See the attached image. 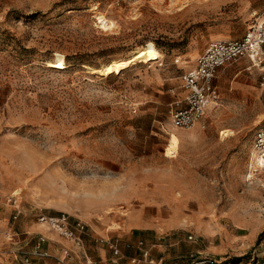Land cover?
Returning <instances> with one entry per match:
<instances>
[{
    "label": "rangeland",
    "instance_id": "1",
    "mask_svg": "<svg viewBox=\"0 0 264 264\" xmlns=\"http://www.w3.org/2000/svg\"><path fill=\"white\" fill-rule=\"evenodd\" d=\"M174 1L0 0V224L13 226L0 263L25 264L15 249L29 252L36 233L18 226L50 230L38 216L65 215L84 224L91 264L191 254L264 264V166L252 156L260 68L240 59L217 79L220 100L202 122L171 121L186 97L181 76L211 43L263 22L264 0ZM139 50L150 60L110 76L89 70ZM57 59L67 68L49 66ZM54 234L44 236L58 253L28 264L70 259L73 242ZM211 242L229 252L204 254Z\"/></svg>",
    "mask_w": 264,
    "mask_h": 264
},
{
    "label": "built area",
    "instance_id": "2",
    "mask_svg": "<svg viewBox=\"0 0 264 264\" xmlns=\"http://www.w3.org/2000/svg\"><path fill=\"white\" fill-rule=\"evenodd\" d=\"M240 59H247L253 67L260 68V77L264 80V21H258L240 40L211 43L198 57L193 69L181 76L187 96L185 100L177 104L178 109L171 111V121L175 127L189 129L202 122L211 107H216L220 100V91L216 85V79ZM253 152L256 162L264 165V126L255 132ZM9 202L14 203L16 215L13 218L16 220L21 214L20 206H16L15 198L9 199ZM38 221L56 232L60 237L73 242L80 249L83 248L84 242L81 234L85 233V226L81 222L72 226L65 215L59 217L39 215ZM189 239L194 240L192 236ZM45 242L46 238L40 235L31 251H19L25 264H28L34 257L48 256L42 250ZM139 244L143 245V242ZM114 253L120 256L118 249H115ZM148 255L149 252H144V257H148ZM190 259L192 260L189 264H220L209 256L198 257L197 254H191ZM58 260L60 264L67 263L65 258L60 257ZM131 263L140 264L141 262L133 258Z\"/></svg>",
    "mask_w": 264,
    "mask_h": 264
},
{
    "label": "crops",
    "instance_id": "3",
    "mask_svg": "<svg viewBox=\"0 0 264 264\" xmlns=\"http://www.w3.org/2000/svg\"><path fill=\"white\" fill-rule=\"evenodd\" d=\"M195 61V60H194ZM229 69V67L227 68ZM220 77V76H219ZM219 77L217 79H219ZM217 79H216V85L218 84L217 83ZM218 86V85H217ZM186 92V91H185ZM186 96H187V92H186ZM186 98V97H185ZM185 98L183 100H185ZM183 100H178L175 102L176 106L179 102H182ZM179 106H177L176 109H178ZM192 128V127H191ZM194 128V126H193ZM16 211V209H15ZM13 229V226L10 225L9 221H3V223L0 224V241L4 240V236L6 234L7 231H12ZM50 229V228H48ZM18 231L22 233H36V241L35 243L37 242V239L38 237L41 235V236H44V233H47L50 237L54 238V239H57L55 236V232H50V230H45L43 228H39V227H31V231L29 230V227L26 225V224H21L20 226H18ZM135 231V230H134ZM139 231V230H138ZM16 235H19L17 232H16ZM45 237V236H44ZM46 238V237H45ZM154 238L155 239H161L162 236L159 234V232L156 231V233L154 234ZM48 238H46V242L43 244L42 246V250L43 252H48V250H50V252L52 253V255H56L58 253V250L59 249H56L57 246H51V245H48ZM34 243V245H35ZM33 245V247H34ZM155 246V245H154ZM33 247L31 248V250L33 249ZM22 250V249H19V248H16L15 251L16 253L20 254L19 251ZM30 250V251H31ZM66 251V250H65ZM204 254L206 255H214V256H221L223 254H227L229 251L226 247H224V245L222 244H216V243H213L211 242L209 246H206L205 247V251H202ZM63 253V252H62ZM66 255H69L70 259L67 260L66 262L69 263V264H91V260L89 259V257H87L86 254H84L83 252H81V249L79 247H77L74 243L71 245L70 244V253L69 252H66ZM62 257V255H60ZM87 258V260H89V262L87 263L85 260V258ZM35 258V257H34ZM230 257H227V258H222L221 260L223 261H227V259H229ZM170 257L169 256H164L162 257L159 261L158 264H170ZM218 262L221 263V260L219 259H216ZM22 261L24 262V258L22 256ZM154 263V261H153ZM190 262L187 260V261H182V262H178V263H174V264H189ZM0 264H13V261L10 263L9 261L8 262H2ZM155 264V263H154ZM226 264H230V263H226ZM243 264V263H242Z\"/></svg>",
    "mask_w": 264,
    "mask_h": 264
},
{
    "label": "bare ground",
    "instance_id": "4",
    "mask_svg": "<svg viewBox=\"0 0 264 264\" xmlns=\"http://www.w3.org/2000/svg\"><path fill=\"white\" fill-rule=\"evenodd\" d=\"M169 3L172 5V4H175L176 2L174 0H170ZM102 26H104L108 29V28L112 27L113 25L111 23L107 22L106 24H102ZM148 59L149 58H148L147 54L144 53L143 51L139 50V51H136V53L128 59H123L121 61H118V62H115L112 64H108L102 68L95 69V68L89 67V70L93 74L110 76V75L114 74L117 70H123L124 71L125 69L129 68L131 65L135 64L136 62H147ZM48 64H49V66L56 68V69H63L64 70L67 68L65 62L61 59H57V60L50 62ZM252 156L255 157L254 152H252ZM257 164H258V166H264L263 164H260V163H257Z\"/></svg>",
    "mask_w": 264,
    "mask_h": 264
},
{
    "label": "trees",
    "instance_id": "5",
    "mask_svg": "<svg viewBox=\"0 0 264 264\" xmlns=\"http://www.w3.org/2000/svg\"><path fill=\"white\" fill-rule=\"evenodd\" d=\"M134 233H139L138 230H135ZM235 262V264H242L243 263V260L241 258H237L236 260H232Z\"/></svg>",
    "mask_w": 264,
    "mask_h": 264
}]
</instances>
